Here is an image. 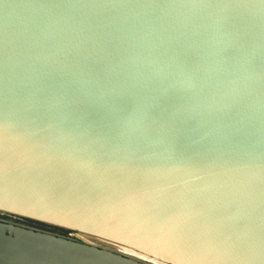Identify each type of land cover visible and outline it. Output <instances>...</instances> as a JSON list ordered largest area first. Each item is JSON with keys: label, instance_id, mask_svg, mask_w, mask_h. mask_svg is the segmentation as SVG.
I'll return each mask as SVG.
<instances>
[{"label": "water", "instance_id": "1", "mask_svg": "<svg viewBox=\"0 0 264 264\" xmlns=\"http://www.w3.org/2000/svg\"><path fill=\"white\" fill-rule=\"evenodd\" d=\"M0 215V264H264V0H0Z\"/></svg>", "mask_w": 264, "mask_h": 264}, {"label": "rangeland", "instance_id": "2", "mask_svg": "<svg viewBox=\"0 0 264 264\" xmlns=\"http://www.w3.org/2000/svg\"><path fill=\"white\" fill-rule=\"evenodd\" d=\"M2 217L7 218V219H11V220H13L15 222H18V223H25V224L27 223V224H30V225H33V226H37V227H41V228H44V229L51 230V231L57 233L59 235L58 236L59 238H62V239H65V240H70L72 242L84 243L83 241L80 240V238L78 236H76V234H74L72 232H69V231H66V230H63V229L51 228V227H48V226H44V225H41V224L33 223V222H30V221H27V220H24V219L15 218L13 216H8V215H3Z\"/></svg>", "mask_w": 264, "mask_h": 264}, {"label": "bare ground", "instance_id": "3", "mask_svg": "<svg viewBox=\"0 0 264 264\" xmlns=\"http://www.w3.org/2000/svg\"><path fill=\"white\" fill-rule=\"evenodd\" d=\"M76 236H78V235H76ZM78 237L80 238L81 241L84 242V244L87 243V242H86L87 240L83 239L81 236H78Z\"/></svg>", "mask_w": 264, "mask_h": 264}]
</instances>
